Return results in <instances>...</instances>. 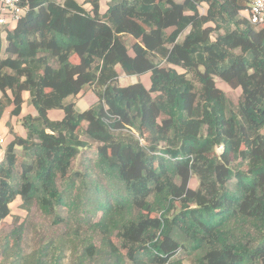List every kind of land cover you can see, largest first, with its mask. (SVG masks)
<instances>
[{
  "label": "trees",
  "instance_id": "trees-1",
  "mask_svg": "<svg viewBox=\"0 0 264 264\" xmlns=\"http://www.w3.org/2000/svg\"><path fill=\"white\" fill-rule=\"evenodd\" d=\"M101 1L27 0L0 27V121L12 107L24 132L10 127L0 164V225L20 198L65 229L27 252L20 226L2 255L264 264V28L243 16L250 0H110L105 13ZM118 68L150 88L120 86ZM216 77L241 89L238 104ZM88 87L97 101L80 111ZM25 93L35 115L22 116ZM92 144L95 161L75 170Z\"/></svg>",
  "mask_w": 264,
  "mask_h": 264
},
{
  "label": "rangeland",
  "instance_id": "rangeland-1",
  "mask_svg": "<svg viewBox=\"0 0 264 264\" xmlns=\"http://www.w3.org/2000/svg\"><path fill=\"white\" fill-rule=\"evenodd\" d=\"M80 2H84V0H79ZM243 16L246 17V14L243 13ZM15 26V25H14ZM129 44L131 42H128ZM71 60L74 63L78 62L77 57L73 56ZM176 68V67H175ZM179 72H184L181 68H176ZM120 78L119 85L122 87L129 86L131 84H135L141 82L144 84L146 88H150V75L144 76H126L121 68L117 69ZM216 84L219 89H221L227 97L234 103L238 104V101L241 96V89H233L226 83H224L220 78H215ZM77 103V107L80 111L87 109L92 104L97 101L96 96L94 95L91 87L86 88L84 93L76 99H73ZM24 112L22 116L30 114L32 108L28 104V100H25ZM9 123L7 124L8 129L10 127L13 128L14 131L18 133H22L23 129L20 127L18 119L10 117L9 110ZM53 118H57L58 115H53ZM7 129L6 133V143L11 140L10 131ZM85 138V137H84ZM86 139V138H85ZM96 150L97 144H92L91 148L87 150H83L81 156L74 163V169L85 171V169L95 161L96 158ZM198 179L194 176L190 182V186L193 189L198 187ZM60 188L63 189V182H59ZM22 226L23 237L20 241L21 249L30 252L33 251L45 238H57L61 236L64 232V227L62 225L56 224L52 218L45 217L37 207L33 206L30 212H27L24 209L23 202L20 198H17L16 201L11 205V215L5 219L0 225V264H10L12 261L11 257L6 255H2L3 248L8 245L11 248L14 245L13 237L11 238V234L13 231L17 230ZM8 243V244H7ZM71 259H65L64 264H70Z\"/></svg>",
  "mask_w": 264,
  "mask_h": 264
},
{
  "label": "built area",
  "instance_id": "built-area-1",
  "mask_svg": "<svg viewBox=\"0 0 264 264\" xmlns=\"http://www.w3.org/2000/svg\"><path fill=\"white\" fill-rule=\"evenodd\" d=\"M27 0H0V27L13 28L26 14ZM248 21L264 28V0H250L249 7L244 11ZM5 144V138L0 134V147ZM4 151H0V164L4 159Z\"/></svg>",
  "mask_w": 264,
  "mask_h": 264
},
{
  "label": "crops",
  "instance_id": "crops-1",
  "mask_svg": "<svg viewBox=\"0 0 264 264\" xmlns=\"http://www.w3.org/2000/svg\"><path fill=\"white\" fill-rule=\"evenodd\" d=\"M110 0H103V1H101V12L102 13H105L106 12V10H107V3L109 2ZM175 1H177V2H179V3H181V2H183L184 0H175ZM86 7H88V5L86 6ZM203 12H204V10H203ZM81 96V95H80ZM79 96V97H80ZM78 97V98H79ZM29 100V94L28 93H25L24 94V100ZM29 102V101H28ZM29 104V103H28ZM24 106H25V104L23 105V112H24ZM31 107V106H30ZM32 108V111L30 112V114H32V115H35L36 114V112H35V110H34V108L33 107H31ZM78 108V107H77ZM89 108V107H88ZM12 107H10L9 109H7V111L5 112V114H4V116H3V119L0 121V134H2L3 135V137L6 139V133H7V129H8V127H7V124L9 123V110H10V113H11V111H12ZM85 110V109H84ZM84 110H82V111H84ZM23 112H22V114H23ZM58 115V117L55 119V118H53L52 116L53 115ZM49 116L52 118V119H55V120H60L62 117H63V114L61 113V112H59V111H52V112H50V114H49ZM9 130V129H8ZM21 135H24V132H22V133H20ZM11 136V135H10ZM5 143H6V141H5ZM5 148H6V146H5V144L2 146V147H0V151L2 152V151H5ZM4 157V156H3Z\"/></svg>",
  "mask_w": 264,
  "mask_h": 264
}]
</instances>
